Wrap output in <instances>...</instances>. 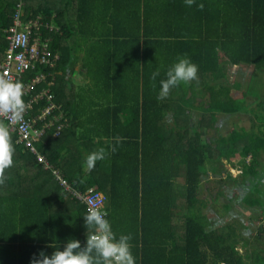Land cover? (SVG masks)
Here are the masks:
<instances>
[{"label": "trees", "instance_id": "obj_1", "mask_svg": "<svg viewBox=\"0 0 264 264\" xmlns=\"http://www.w3.org/2000/svg\"><path fill=\"white\" fill-rule=\"evenodd\" d=\"M20 4L24 22L41 20L42 38L59 54L55 67L39 65L19 81L24 87L46 75L22 94L25 104L47 89L54 96L53 125L36 144L52 169L9 133L15 151L0 183V264H33L40 252L52 254L53 243L63 250L72 239L84 247L89 207L75 192L102 195L113 231L132 237L136 264H264L262 226L258 247L232 224L230 232L213 230L201 198L204 178L223 176L231 164L234 181L250 184L243 203L264 205V125L251 115L250 129L222 133L219 122L221 114L249 112L246 97L234 98L224 84L228 67L264 73V0H0V63ZM180 57L198 66L197 79L158 98ZM79 66L87 83L75 88ZM49 105L44 97L31 114ZM99 148L105 159L86 170L85 156Z\"/></svg>", "mask_w": 264, "mask_h": 264}, {"label": "clouds", "instance_id": "obj_2", "mask_svg": "<svg viewBox=\"0 0 264 264\" xmlns=\"http://www.w3.org/2000/svg\"><path fill=\"white\" fill-rule=\"evenodd\" d=\"M194 0H185L188 6ZM198 66L190 58L180 57L173 63L166 72V79L160 81V94L158 98L168 95L170 90L181 83H188L197 79ZM160 75L157 68L152 79ZM22 83L13 82L8 79L0 78V114L11 115L15 121L23 118L26 104L22 98ZM119 143V137L115 138ZM115 148L113 147V151ZM14 146L11 142L9 129L0 123V183H3L4 169L13 165ZM106 150L99 148L88 153L84 159L85 169L92 170L97 161L106 157ZM108 213L98 207H89L83 216L87 234L86 244L81 247L79 240H68L63 250L57 243L50 247L55 250L52 254L46 255L39 253V257L33 260V264H136V259L131 250L132 237L130 234L117 235L107 219Z\"/></svg>", "mask_w": 264, "mask_h": 264}, {"label": "rangeland", "instance_id": "obj_3", "mask_svg": "<svg viewBox=\"0 0 264 264\" xmlns=\"http://www.w3.org/2000/svg\"><path fill=\"white\" fill-rule=\"evenodd\" d=\"M57 55L59 56V54ZM3 63L4 62L0 63V65ZM76 74L77 72L75 71L73 77L77 84L82 83V81L84 82L82 85L87 83L85 77H78ZM224 84L231 88V96L234 98L243 99L246 97V106L249 112L235 115L221 114L219 116V122L222 124L220 126L221 132L228 133L234 129L243 127L250 129L251 115H258L257 120H259L260 126L264 125V107H259V103L264 104V73L257 71L251 66H229L227 70V79L224 81ZM22 94L29 96L31 93ZM32 98H30V100H32ZM252 108L255 110L251 111ZM200 115V113H197L194 116V123L199 121L201 118ZM261 128L264 130V126ZM213 133L212 130L209 135H213ZM57 135L59 136L60 132L57 133ZM224 163L226 165V162ZM221 171L230 172L232 179H229L227 173H223V176L222 174L217 176L211 174L204 178V188L201 191V198L205 200L206 206L202 209L203 214L206 215L211 222L213 230L230 232L231 229L229 230L228 227L232 224L240 235L246 236L252 241L253 247H258L260 226L264 229V205L249 207L243 203V199L251 192L250 184L245 185L243 182L237 183L234 181L238 178L239 171L235 169L233 165H226V168H221ZM59 180L64 185H69L67 179L62 178L61 173ZM177 182L181 188H184V181L177 180ZM227 207H229V210H227ZM240 251L242 254L245 253L243 249Z\"/></svg>", "mask_w": 264, "mask_h": 264}, {"label": "built area", "instance_id": "obj_4", "mask_svg": "<svg viewBox=\"0 0 264 264\" xmlns=\"http://www.w3.org/2000/svg\"><path fill=\"white\" fill-rule=\"evenodd\" d=\"M23 4H20L15 14L14 24L8 30L10 34L9 47L4 55L3 64L0 65V78L8 79L13 82H19L28 71H34L39 65H47L54 67L59 56L53 55L50 51V38H42L41 27L44 26L41 20H32L24 22L22 16L24 11ZM21 23V24H20ZM49 28V25H46ZM46 75L39 74L33 82L25 84L22 93L30 94L34 86L45 81ZM30 84V85H29ZM47 97L50 106L39 115H32L35 104ZM54 96L50 94V90H44L36 95L27 104L20 121H15L11 115L5 116L0 114V119L6 122L9 133L18 136L17 143L24 144V149L31 152L37 160L44 165L46 170L52 169L51 163L38 150L36 144L47 136L52 123L47 122V117L52 115L56 105L53 102ZM59 119V118H57ZM61 127L58 128V133ZM55 136H58L57 133ZM56 178H60V173L53 170ZM62 183V182H61ZM62 185H64L62 183ZM69 189L68 185H64ZM77 193V192H75ZM83 199L88 207H98L102 209L103 197L100 193H89L88 195L76 194Z\"/></svg>", "mask_w": 264, "mask_h": 264}, {"label": "crops", "instance_id": "obj_5", "mask_svg": "<svg viewBox=\"0 0 264 264\" xmlns=\"http://www.w3.org/2000/svg\"><path fill=\"white\" fill-rule=\"evenodd\" d=\"M76 72H77V74H76V76H83V77H85L83 74H82V68H81V66H79L78 68H77V70H76ZM74 74H75V72H74ZM74 74L72 75V80H73V83H74V85H75V88L76 87H79V86H82V83H84L83 81H82V83H76V81H75V78L73 77L74 76ZM51 85H53V83L51 84ZM47 90H49V89H47ZM50 94H51V92H50ZM70 100V99H69ZM50 106V105H49ZM197 113H195L194 114V116L196 115ZM59 119L61 118V116L60 117H58ZM57 119V118H56ZM192 120H193V117H192ZM194 123V122H193ZM72 139H70V141H71ZM73 141L74 140H72L71 141V143H73ZM71 143L69 144V147L71 146ZM70 151L68 150V149H64V150H62V152H61V156H65V157H69L70 156V153H69ZM26 170H27V172H30V170H29V168L27 167L26 168ZM27 172H23L22 173V175H25ZM27 179V176L25 175V180ZM31 180L30 179H27L26 180V182H30Z\"/></svg>", "mask_w": 264, "mask_h": 264}]
</instances>
